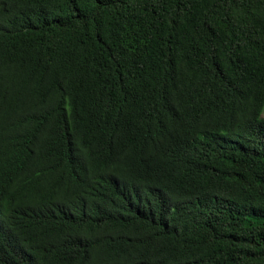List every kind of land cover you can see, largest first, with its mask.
<instances>
[{
  "label": "trees",
  "instance_id": "obj_1",
  "mask_svg": "<svg viewBox=\"0 0 264 264\" xmlns=\"http://www.w3.org/2000/svg\"><path fill=\"white\" fill-rule=\"evenodd\" d=\"M264 0H0V264H264Z\"/></svg>",
  "mask_w": 264,
  "mask_h": 264
},
{
  "label": "rangeland",
  "instance_id": "obj_2",
  "mask_svg": "<svg viewBox=\"0 0 264 264\" xmlns=\"http://www.w3.org/2000/svg\"><path fill=\"white\" fill-rule=\"evenodd\" d=\"M263 117H264V113H263Z\"/></svg>",
  "mask_w": 264,
  "mask_h": 264
}]
</instances>
